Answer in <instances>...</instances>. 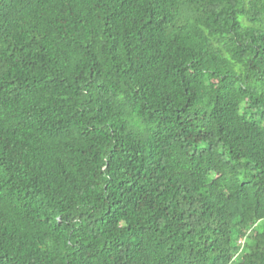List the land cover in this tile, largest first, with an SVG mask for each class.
<instances>
[{"label": "trees", "instance_id": "obj_1", "mask_svg": "<svg viewBox=\"0 0 264 264\" xmlns=\"http://www.w3.org/2000/svg\"><path fill=\"white\" fill-rule=\"evenodd\" d=\"M0 264H264V0H0Z\"/></svg>", "mask_w": 264, "mask_h": 264}]
</instances>
